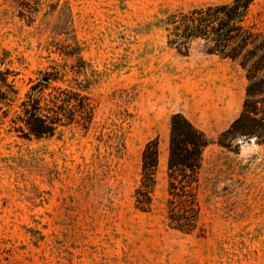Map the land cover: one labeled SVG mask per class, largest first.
Here are the masks:
<instances>
[{"label": "rangeland", "instance_id": "rangeland-1", "mask_svg": "<svg viewBox=\"0 0 264 264\" xmlns=\"http://www.w3.org/2000/svg\"><path fill=\"white\" fill-rule=\"evenodd\" d=\"M230 1L0 0V96L12 99L0 97L10 110L0 118V264H264V142L218 143L242 111L246 72L207 53L201 40L180 54L163 23L176 10ZM263 4L251 9L258 27ZM50 74L52 86L88 93L93 123L51 137L19 135L11 116ZM176 112L211 139L192 232L167 218ZM155 137L158 183L143 211L134 194L143 148Z\"/></svg>", "mask_w": 264, "mask_h": 264}, {"label": "trees", "instance_id": "trees-1", "mask_svg": "<svg viewBox=\"0 0 264 264\" xmlns=\"http://www.w3.org/2000/svg\"><path fill=\"white\" fill-rule=\"evenodd\" d=\"M254 2L232 0L176 10L163 20L167 43L180 54L189 55L193 42L201 40L207 53L231 59L245 70L248 85L242 111L218 137V143L230 149L241 136L264 142V26L258 27L257 22L251 20ZM258 14L264 21V4ZM5 74L7 80L9 72ZM48 78V82L32 84L11 116L12 128L28 138L54 136L61 127L72 123L88 128L95 117V105L88 93L82 89L52 86L57 76L50 74ZM0 97L3 104L11 105L9 93L3 92ZM9 115L10 110L3 109L0 118ZM210 143L208 135L185 114L176 112L170 116L167 218L173 227L186 232L199 227L197 187L204 152ZM160 154L159 137L148 140L142 151L140 184L134 194L137 207L143 211L153 205Z\"/></svg>", "mask_w": 264, "mask_h": 264}]
</instances>
